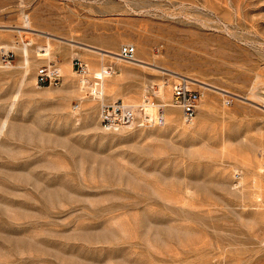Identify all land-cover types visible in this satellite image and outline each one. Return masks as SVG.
<instances>
[{
  "label": "rangeland",
  "instance_id": "1",
  "mask_svg": "<svg viewBox=\"0 0 264 264\" xmlns=\"http://www.w3.org/2000/svg\"><path fill=\"white\" fill-rule=\"evenodd\" d=\"M125 45L142 62L98 53ZM3 51L0 264H264V0H0ZM166 70L209 84L191 122ZM115 101L164 123L105 130Z\"/></svg>",
  "mask_w": 264,
  "mask_h": 264
},
{
  "label": "built area",
  "instance_id": "2",
  "mask_svg": "<svg viewBox=\"0 0 264 264\" xmlns=\"http://www.w3.org/2000/svg\"><path fill=\"white\" fill-rule=\"evenodd\" d=\"M120 57L125 60H131L135 55V48L130 45L122 46L119 51ZM2 62H8L12 59L10 51H3L0 54ZM72 66L76 71L84 72L85 64L79 60L73 59ZM60 67L54 61H49L46 65H40L36 70L35 83L39 87L56 86L62 80ZM196 91L189 89L185 82L179 81L172 86V98L174 106L181 109L183 121L188 123L195 114V102L197 100ZM141 107V105L139 106ZM133 107L130 104L122 102L115 104H101L100 106V124L105 130H118L124 127L140 126L151 127L160 124L163 121L162 114L150 116L142 113L137 115V111H143L142 108Z\"/></svg>",
  "mask_w": 264,
  "mask_h": 264
},
{
  "label": "bare ground",
  "instance_id": "3",
  "mask_svg": "<svg viewBox=\"0 0 264 264\" xmlns=\"http://www.w3.org/2000/svg\"><path fill=\"white\" fill-rule=\"evenodd\" d=\"M29 18H27V16L26 17H24V20H23V26H20V27H17V32L18 33H20L21 34V46H20V58H21V60H22V64H21V66H23L24 67V70L25 71H27V67H28V64H29V62H30V57H29V49H28V47H30L31 45H32V43L31 42H27L26 41V39H25V36H24V38H23V36H22V34H27V33H29L30 31H33L34 29L30 26V22H29V20H28ZM27 30H30V31H27ZM49 35V34H48ZM67 41H69V42H73L74 44H80V43H78V42H75V41H73V40H67ZM8 45V44H7ZM10 46V45H9ZM15 46V45H14ZM18 46V45H17ZM28 46V47H27ZM77 46V45H76ZM85 46H87V47H89V48H94V47H92V46H88V45H85ZM7 47V46H6ZM13 47V46H12ZM16 48V47H15ZM97 49V48H96ZM97 50H99V49H97ZM101 51H104V52H108V53H110V54H105L104 52H98L100 55H102V56H104V55H107V56H110V57H113V58H115V59H117V60H119V61H128V62H142L141 60H139L138 58H133V59H131V60H125V59H122L121 57H119V54L117 53V52H112V51H108V50H101ZM72 63V62H71ZM72 65V64H71ZM102 67H100L101 69H100V73H101V75H105V74H108V73H110V72H108L107 70H106V67H103V65H101ZM73 67V66H72ZM66 70H67V67L65 66L64 67ZM60 71H61V69H60ZM68 71V70H67ZM73 71V73H75L76 72V70L74 69V70H72ZM167 72L169 71V70H166ZM170 73H171V75L173 76V77H175V78H180L181 80H183V82H185V84L186 83H189V84H192V85H197V86H200V87H203V88H207V86H209V84H207V83H205V82H203V81H200V80H198V79H196V78H192V77H188V76H183V75H181V74H179V73H177V72H175V71H169ZM179 80V79H178ZM86 82H88V81H86L84 78H80L79 80H78V84L80 85V87H85V85L87 84ZM187 85V84H186ZM89 86V85H88ZM103 87V83L101 84V88ZM215 88V87H214ZM90 91L92 92V94H95L96 93V89L95 88H90ZM154 92V94L156 95V96H158V98H160V99H162V100H164L165 99V94H166V92H167V84L165 83V82H160V83H157V85H155V90L153 91ZM97 95H101V94H99V93H97ZM247 99V98H246ZM102 100V99H101ZM227 102V101H226ZM115 103H118V102H113L112 104H115ZM101 104H104V102H102ZM172 104H173V102H172ZM174 105V104H173ZM173 105H171V104H167V103H164L162 106H173ZM147 106H149L148 104H146V103H144V104H142V107H147ZM133 107H135V106H133ZM143 109V108H142ZM160 109L162 110V108L161 107H159L158 109H157V113L155 114V115H151L150 114V116H154V117H157L158 116V112L160 111ZM147 112V111H146ZM163 112V111H162ZM141 113H142V111H137V115H140V116H142L141 115ZM162 117H163V121L160 123L161 125L164 123V114L162 113ZM165 120H166V123H168V124H171V125H174V124H176L177 123V114L174 112V111H167L166 112V114H165ZM193 119V118H192ZM192 119H191V121H192ZM190 121V122H191ZM4 124H5V122L2 124V127L1 128H3L4 127Z\"/></svg>",
  "mask_w": 264,
  "mask_h": 264
}]
</instances>
